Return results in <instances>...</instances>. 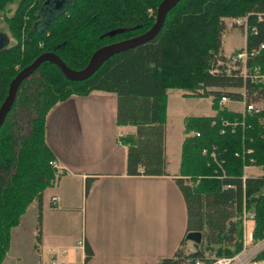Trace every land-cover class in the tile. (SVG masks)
Listing matches in <instances>:
<instances>
[{
  "label": "trees",
  "instance_id": "16d2710c",
  "mask_svg": "<svg viewBox=\"0 0 264 264\" xmlns=\"http://www.w3.org/2000/svg\"><path fill=\"white\" fill-rule=\"evenodd\" d=\"M44 1L0 0V17L13 39L0 47V105L10 81L41 53L54 52L69 68L82 69L99 47L147 31L161 0H73L43 29H37L34 23ZM257 13L264 14V0H180L155 37L113 54L86 79L70 80L49 61L26 77L0 127V264L9 250L11 229L33 201L37 248L43 192L63 173L50 163L55 155L45 138L48 111L71 96L95 90L115 94L117 124L136 126L133 134L119 136L127 148L129 175L167 174L169 89L211 97L213 115L184 118L175 182L186 201L187 231L174 254L161 259L163 264L234 256L243 247L244 216L254 220V240L262 239L264 108L259 113H242L220 104V97L264 103V81L244 77L238 69L226 72L219 65L226 60L222 48L225 18L248 15L244 47L233 53L264 44V17L258 20ZM245 66L249 74L257 67L264 73V48L249 55ZM23 112L28 114V130L20 135L16 121ZM248 167H257L261 173H246ZM91 181L86 179V192ZM190 232H198L200 241L194 242L193 252L184 253ZM256 258L264 259V250Z\"/></svg>",
  "mask_w": 264,
  "mask_h": 264
},
{
  "label": "crops",
  "instance_id": "0c3cea01",
  "mask_svg": "<svg viewBox=\"0 0 264 264\" xmlns=\"http://www.w3.org/2000/svg\"><path fill=\"white\" fill-rule=\"evenodd\" d=\"M116 111L115 94L99 90L71 96L48 111L45 138L63 173L43 192L37 248L33 201L11 229L3 264H46L49 249L56 246L65 249L66 264H157L180 246L187 231V208L175 178L185 134L179 149L172 151L166 118L167 174L129 175L127 148L119 136L133 134L136 126L117 124ZM249 168L251 172L254 167ZM88 177L92 181L86 192ZM248 227L253 229L254 221ZM80 238L84 253L74 249Z\"/></svg>",
  "mask_w": 264,
  "mask_h": 264
},
{
  "label": "water",
  "instance_id": "95a60500",
  "mask_svg": "<svg viewBox=\"0 0 264 264\" xmlns=\"http://www.w3.org/2000/svg\"><path fill=\"white\" fill-rule=\"evenodd\" d=\"M72 1L45 0L38 12L40 18L34 23V28H37V24H40V29H43L53 17L62 12L70 3H72ZM179 1L180 0H161L156 9L155 21L147 31L137 36L99 47L92 53L88 63L82 69L75 70L69 68L64 63V61L54 52L41 53L29 65L22 68L10 81L7 96L0 105V127L14 102L16 92L20 83L26 77H28L42 62H52L60 69L63 75L70 80L86 79L87 77L92 75L102 65V63L113 54L143 44L155 37L163 26L167 13ZM8 40L9 38L7 37V35L0 33V47L6 44ZM187 238L191 239L194 242H199L200 234L198 232H190L187 234Z\"/></svg>",
  "mask_w": 264,
  "mask_h": 264
},
{
  "label": "rangeland",
  "instance_id": "374dc122",
  "mask_svg": "<svg viewBox=\"0 0 264 264\" xmlns=\"http://www.w3.org/2000/svg\"><path fill=\"white\" fill-rule=\"evenodd\" d=\"M14 6L15 4L13 3L12 7ZM11 13L12 12H10V14ZM233 18H237V17L225 18V30L222 35V48L226 60L220 62L219 65H223L222 69H224L226 72H230L238 69L242 73L244 71V66L242 64L241 65L233 64L229 60V56L234 54L233 52H236L237 50L243 48L245 42L244 41L245 31L243 27L233 22ZM0 32H2L5 35L7 34L9 36L8 37L9 41L11 42L13 41V39L10 37L8 33L7 26L1 17H0ZM215 70L218 71L219 69H215ZM188 93L190 92L182 89H169L167 95L166 118H168L169 121V124L167 125L168 143L172 151L174 150L175 147L176 149H179L180 143L182 141L184 135L183 118L185 116L207 115L213 113L210 105L211 100L209 97L189 96ZM226 105H228L230 108L236 111L242 110L241 103L231 101V102H227ZM27 118H28V114L26 112H23L20 115H18L16 123L19 129L18 134L20 135L25 134L28 130ZM259 171L260 170L257 167L251 168L252 173H259ZM248 172H250V168L247 169L246 173ZM193 250H194V241L187 238L186 243L183 246V251L184 253H191L193 252Z\"/></svg>",
  "mask_w": 264,
  "mask_h": 264
},
{
  "label": "built area",
  "instance_id": "2783aa9c",
  "mask_svg": "<svg viewBox=\"0 0 264 264\" xmlns=\"http://www.w3.org/2000/svg\"><path fill=\"white\" fill-rule=\"evenodd\" d=\"M263 17L264 14L257 13L258 20H262ZM233 22L239 26H242L246 35V31L248 29V15L233 18ZM251 30L254 32L255 26H252ZM262 48H264V44H260L257 49H253L251 51H248L244 48L241 51L230 55L229 60L233 64H238V65L242 64L244 66V71L242 72L244 77H250L252 80H257L262 82L264 81V73H261L258 67L257 70H255V73L249 74L245 66L247 57L249 55L251 56L255 55ZM231 101L241 103L242 113L245 112L259 113L264 108L263 102H247L245 101V99H242L241 101H236L229 99L225 95H222L220 97V104H226L227 102H231ZM50 163L54 168L59 169V165L55 160H52ZM53 199L55 200L56 198L54 197ZM250 221L251 222L254 221L251 215L244 216L243 247L239 253L235 254L232 257H219L210 262H205L201 260H195V261L188 260L182 264H264V259L259 260L256 258L257 254L264 250V237L258 241L254 240L253 229H249L248 227V223ZM84 247H85V242L83 238L78 239L74 244V249L78 253L80 252L84 253ZM65 255H66L65 249L58 246L51 247L48 252V262L46 264H66L64 259ZM157 264H163V263L159 261Z\"/></svg>",
  "mask_w": 264,
  "mask_h": 264
},
{
  "label": "bare ground",
  "instance_id": "6f19581e",
  "mask_svg": "<svg viewBox=\"0 0 264 264\" xmlns=\"http://www.w3.org/2000/svg\"><path fill=\"white\" fill-rule=\"evenodd\" d=\"M229 63V62H228Z\"/></svg>",
  "mask_w": 264,
  "mask_h": 264
}]
</instances>
